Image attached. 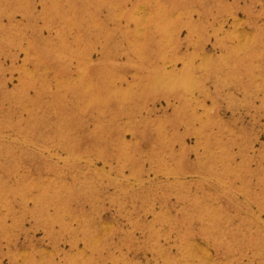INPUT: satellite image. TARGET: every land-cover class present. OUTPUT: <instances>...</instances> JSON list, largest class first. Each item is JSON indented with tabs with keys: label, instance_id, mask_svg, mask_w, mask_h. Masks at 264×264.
Segmentation results:
<instances>
[{
	"label": "rangeland",
	"instance_id": "rangeland-1",
	"mask_svg": "<svg viewBox=\"0 0 264 264\" xmlns=\"http://www.w3.org/2000/svg\"><path fill=\"white\" fill-rule=\"evenodd\" d=\"M0 264H264V0H0Z\"/></svg>",
	"mask_w": 264,
	"mask_h": 264
}]
</instances>
